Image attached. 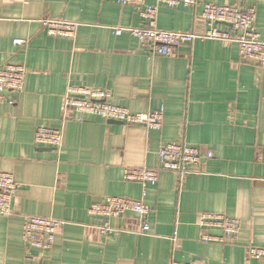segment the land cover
<instances>
[{
  "label": "crops",
  "instance_id": "obj_1",
  "mask_svg": "<svg viewBox=\"0 0 264 264\" xmlns=\"http://www.w3.org/2000/svg\"><path fill=\"white\" fill-rule=\"evenodd\" d=\"M200 1L254 8L264 40V0ZM44 19L78 23L76 37L48 36ZM143 26L133 5L0 0V67L27 70L24 90L6 94L14 103L0 105V172L19 185L12 214L0 216V264H264L248 252L264 246V68L241 59L233 42L198 40L157 56L128 32L115 33ZM157 27L201 34L206 22L202 8L162 6ZM17 39L28 45L16 46ZM70 86L108 89L133 114L164 110L163 127L151 131L66 111ZM41 125L62 129L60 149L35 144ZM169 143L200 150L203 159L192 174L160 168L158 152ZM129 168L158 170V184L145 189L126 181ZM112 197L142 201L150 212L145 218L89 215ZM204 214L236 219L241 229L224 243H205ZM30 215L62 222L50 251L28 247ZM105 224L109 235L101 232Z\"/></svg>",
  "mask_w": 264,
  "mask_h": 264
},
{
  "label": "built area",
  "instance_id": "obj_2",
  "mask_svg": "<svg viewBox=\"0 0 264 264\" xmlns=\"http://www.w3.org/2000/svg\"><path fill=\"white\" fill-rule=\"evenodd\" d=\"M120 6L133 5L139 10L144 21L140 28H116L115 33L121 36L128 32L137 39L140 48L151 55L172 56L184 44L195 41L233 42L239 45L241 59L264 68V40L256 32L257 14L254 8L244 9L238 6H217L210 3L201 4L200 0H158L157 4H148L146 0H105ZM180 5L190 9L202 8V17L206 22L205 31L198 34L195 31L173 32L160 30L157 27L159 9L162 6L176 8ZM41 25L48 36L54 38L74 39L79 24L61 19H44ZM14 44L20 48L26 47L28 41L17 39ZM27 70L21 65L6 64L0 67V105L9 101L7 93H21L24 90ZM65 110L72 109L81 116L98 117L104 120L122 123L125 125H142L148 130L160 131L164 122V110L133 114L128 109L113 102V94L108 89H94L83 86H70L64 98ZM81 118V117H80ZM82 120V119H81ZM63 131L53 126L41 125L35 133V144L43 148L60 149L63 146ZM160 168L165 171L176 172L180 177L192 174L193 169L203 159L202 153L196 147L182 143L163 145L159 152ZM212 158L210 152L207 156ZM124 179L129 182H138L145 189L154 187L159 182L158 170L126 169ZM19 185L13 175L0 172V216L12 214L13 198ZM128 212L145 218L150 208L142 201L129 198L112 197L106 202L95 204L89 211L92 217H120ZM62 222L48 217H25V241L29 248L50 251L55 244L56 233ZM205 233L201 240L205 243H224L233 238L240 231V222L236 219L220 214H204L199 223ZM149 226L145 223L142 232L147 233ZM211 231L222 232V237H213ZM103 235H109L113 230L105 224L101 228ZM249 257L252 261L264 260V246H250ZM172 264H206L201 262Z\"/></svg>",
  "mask_w": 264,
  "mask_h": 264
},
{
  "label": "water",
  "instance_id": "obj_3",
  "mask_svg": "<svg viewBox=\"0 0 264 264\" xmlns=\"http://www.w3.org/2000/svg\"><path fill=\"white\" fill-rule=\"evenodd\" d=\"M113 123H118V122H113ZM118 124H120V123H118ZM134 214V213H133ZM38 251H41V250H38Z\"/></svg>",
  "mask_w": 264,
  "mask_h": 264
}]
</instances>
